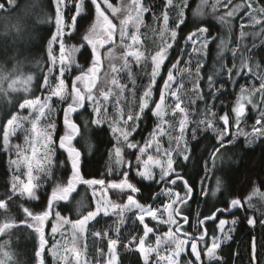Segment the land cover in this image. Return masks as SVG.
<instances>
[{"label":"snow or ice","instance_id":"1","mask_svg":"<svg viewBox=\"0 0 264 264\" xmlns=\"http://www.w3.org/2000/svg\"><path fill=\"white\" fill-rule=\"evenodd\" d=\"M90 4L91 9L95 16V21L91 24L88 31L82 36V43L79 48L73 46V51H79L80 49L88 50V59L89 65L86 67L79 66V74L75 75L72 84H71V102L67 104V108L64 113V124L68 129L67 133L60 138L59 146L67 150L69 157L71 158V164L73 169V178L68 181L66 187H55L51 191L50 198L46 209L41 213H33L28 208H23V212L27 219L22 221V224L26 227H34V230L39 235V251L35 252V257L39 260V264H44V261L41 257V253L44 250V247L47 243L45 240L44 233V222L49 218V216L54 215L57 223H54L51 226V234L53 238L60 231L62 225H71L74 230L72 233V248L65 247V253L59 254L56 251L57 244L59 242H54L52 245V255L54 257L59 255L60 261L62 264H87L86 260H83L81 257L80 251L77 249L75 240L77 235H84L86 232V226L92 220H94L100 214H107L109 211V206L105 204L103 200L97 201L93 210L87 211L82 218L72 221L68 218L62 217L61 214L56 211L53 212L52 204L56 200H68L69 195L72 191L75 190V181L81 179L79 172V158L80 152L72 146V141L75 136L80 134L79 126L69 118V114L77 111L78 108H83L85 100L90 101L92 104V114L94 118L91 120V123L95 125L100 131L103 129L100 127L105 123L104 117L107 115L108 107L107 102L109 101L110 96L112 95V88L108 87L107 91L103 87L97 88V79L98 73L102 67V50L107 47V50L103 55L109 58L108 68L111 73H118L120 71L128 70L129 76L131 77L130 63L135 64H150L151 71L148 75V83L144 87V90L139 97L137 103V111L129 112L127 114V119L124 120V113L119 108L120 100L116 99L115 103L117 105V110L120 113L121 121L125 127H111V132L117 134V140L120 138L125 142L126 147L129 149H138L140 156L136 157L137 165H143L144 170H137V175L147 179V180H156V175L152 171V168H158L160 170L158 182H163L167 185H176L179 181L183 187L184 194L181 195L180 192L173 191L171 187L165 189L169 197V202L165 203L162 209H154L151 205L144 206L136 201L132 196H128V203L121 208L120 215L123 217L125 211H129L132 208L139 210V215L137 219L143 224V236L137 237L135 235L131 236L129 239V245L135 244L137 250L142 254L144 264H150V257L152 254H155L156 264H160V261H165V264H181V258L183 257V264H212L213 260L218 259L217 253L221 246L220 239L213 235L210 237V243L206 240L208 236L207 228L203 227L205 221L207 220H216L218 214L221 213H230L233 209H239L244 207V203L240 198H232L228 203L227 208H217L215 212L208 217L203 219H198L197 230L200 232V235H194L188 232H181L182 225L178 222L183 220L184 224L188 223V217L182 215V205H186L188 199L190 198L193 189L188 184V181L184 179V176L177 170L181 164L189 161L191 157V149L188 146L187 140L185 139V130L186 127L191 123L189 120L190 113L186 111L184 107H181L182 100L181 97L177 94V90L173 88V84L176 82L173 75V70L176 69L179 60L176 63L172 64V67L166 73V79L162 80V86L157 87V78L160 76L161 71L163 70L165 61L169 58V50L173 47L178 32L174 29H169V16L168 8H177V17L173 21L176 29H179L181 25L185 24L187 17L185 16V11L190 10L188 0H182L180 5L173 3V0H166V8L162 14V21L164 28L160 32L161 41L156 46V49L153 53H149L148 56H145L143 52L139 50V47H136L139 41V36L136 34L139 32L140 25L143 23L142 15L147 9L144 7L141 0H131L127 5V17L124 20L120 21L119 28V37L120 44L115 45V35L117 33V25L113 23L112 19L109 18V13H119L121 12L120 7H116L110 3V0H87ZM207 3V0H201V4L197 6V10L194 15H201L200 9L204 4ZM222 0H215V3L212 5L213 12L216 11L217 6L221 5ZM7 7L5 4L0 3V23H3L7 28L11 25V28L14 29V35L17 38H22L25 29L22 18L19 16H13L15 9L18 7L17 0H6ZM231 6V10L225 12L224 15L218 17L219 21L228 25L229 30L231 29V24L229 23L230 19L234 15L243 10L247 16L248 21L250 22L247 26L255 27L260 26L261 32L257 35L264 34V5H260L258 0H244L243 3H236L233 5L232 0H223V8L228 9ZM63 7H67L65 0H55V24L57 27V33L52 37V41H57L58 37H63V28H62V16L61 11ZM85 9V0H72V11L73 15L70 17L73 25V30H75L77 18L84 20L89 19L83 15ZM134 14V15H133ZM15 20V23L12 21ZM129 21H134L136 32L129 34L128 25ZM195 31L188 33L185 43L191 41L193 44V52L198 56L203 55L204 51L207 49L210 43L215 42L218 38L213 36L210 32V28L207 21L197 23L191 21ZM246 25L242 21L241 30H240V40L242 41L246 33L244 32V27ZM165 32L169 35V40L163 39ZM197 37H202L199 41V49H197ZM125 40L130 41V43H125ZM171 41V42H169ZM221 46V51L227 47L226 41L224 39L219 40ZM255 46V45H254ZM51 42L49 43V55L51 54ZM119 47L123 51L121 52V58L123 63L120 67H116L111 62V57L113 56V48ZM135 49V50H133ZM234 58L239 55L240 62L239 65L233 64L232 67L226 68V74L230 80H233L234 77H242L246 72H253V67L249 66V58L245 57L243 53L240 52L239 47L232 48L230 50ZM131 57V60L129 59ZM72 63L74 61L69 60L64 54V44L60 43V58H59V67L57 68V59L56 57H51V67L48 69L49 75H52L53 71H58L59 76H53L55 83L50 81L49 75H46L42 78L41 87L48 90L50 95L44 100L43 103L40 102L39 98L36 99H26L21 98V100H16L14 108L17 110L30 109L29 117L33 116L34 118L29 121V117H22L18 114V111H11L5 117V123L0 127V134H2V145L5 149H8L10 146V137L14 136L16 131L21 127L22 121H27L31 123L33 131L36 130L37 125L41 118L45 115V107L48 104V101L52 97H59L61 100H65L66 97L63 95L66 85L63 79L65 72L70 70ZM204 67V60H196V77L197 79L193 81V86L197 93V100H204L205 97L202 94L199 83L201 79H204L200 75L201 69ZM256 69H259V64L254 66ZM34 77L32 75L24 76L20 71V65L17 64L12 70H6L2 64H0V104L3 105H13L12 94L18 91H23L24 93L30 92V84L33 81ZM78 83L82 87H78ZM112 85H116L118 88V95H123L125 86L119 85L115 77L111 81ZM135 82L133 81V84ZM22 85V89L18 87ZM178 87H183L182 84ZM207 87L209 89V94L212 92L220 91V88L216 87V81L213 78V75H207ZM83 89V90H82ZM96 90L95 93L93 90ZM154 89L156 90L154 92ZM258 94L261 103L253 102V95ZM133 96L135 94L133 93ZM99 97V98H98ZM155 97V98H154ZM171 98L174 101V106L172 109V115L175 116L177 113L180 114L181 119L179 120V136L176 138V148L173 150H166L161 153L158 136L164 135V128L167 124V121L164 120L166 100ZM104 101V103H101ZM192 104L196 103V100L191 101ZM264 104V76H261V83L259 87L256 88H245L244 86L240 87V95L237 97L235 106L230 109L229 112H225L223 115L216 117L215 113H210L209 115L212 118L218 119L223 122V130L218 129L213 124V119L205 118L196 122V127L192 129L191 136L192 139H196L197 131L200 130V125H203V131L211 129L217 134V139L219 141V147H214L213 151L209 157L215 166L217 160V154L220 153L221 149L225 148L229 144H234L236 139L239 136H255L257 138L264 137V107L261 106ZM250 105L253 109L258 110L259 115L255 123L252 125L251 133L244 132L240 129L241 121L245 118L247 106ZM152 113L155 117L158 118V123L156 127L148 134L149 138L144 142L143 146L132 142L129 140L132 132H135L138 128V122L143 118L145 111ZM230 113L232 114L231 119L234 121L237 127V134L234 135L231 139H227L228 136V126L230 123ZM132 122L131 131H126L128 122ZM115 123V122H114ZM50 129H54L55 125H50ZM46 140L51 143L52 138L50 135L46 136ZM184 141L183 144L180 142ZM251 143V141H249ZM155 147V151L162 155L163 159L148 155L146 160H142L141 157L149 150ZM16 150L19 153L20 146L16 145ZM173 152L180 158V163L173 158ZM115 154L117 157V164L126 163L121 157L120 148L115 149ZM32 160H29L27 156L24 157L25 162L27 163V182L20 181V177H14L13 183L9 192L4 193V198L0 199V210H3L5 213L8 211L9 202L12 201L13 197H26L27 199H38L36 196V189L39 187L38 183H33L34 180H39V176L33 175L34 166L39 170V172H45V168L42 166V161L36 159L35 149L32 150ZM34 161V163H33ZM12 164L16 165L17 168L20 167L18 161H11ZM49 166L51 161H48ZM123 179L119 182L113 180L110 182V187L119 190L130 189L133 192H138L139 189L136 188L128 180V171L125 170L122 173ZM86 184L93 185H105L104 180H89L83 181ZM222 186V181L218 177L216 179V189L213 191L212 195H215L216 192L220 191ZM257 190L254 189L255 193ZM203 195H207V192H202ZM249 201L247 207L251 208L252 204L250 203L251 197H246ZM112 209L120 207L119 205H111ZM158 212H166L167 218L160 219V223L169 225V230L167 233L162 236L155 235L156 230L152 227H149L145 221V216H150L152 219H157ZM32 221L34 223H29ZM122 222V220H121ZM231 223L235 226L237 221L233 219L232 221H227L225 219H219L217 230L224 234V239H231L230 233L232 229H228V233H225V225ZM247 223L250 226H255L257 223L256 217H247ZM259 223L261 226H264V219H260ZM173 226L175 231H173ZM17 227L14 221L11 218L6 217L5 220L0 223V235L6 234L10 229ZM152 234L154 240L152 243H148L146 246V241L149 238V235ZM96 237H102V233H94ZM103 235H106L103 234ZM183 236L184 238H180ZM164 241L165 245H170L171 250L165 249L166 254L161 255V241ZM117 239H109L108 248H109V258L106 261V264H115L113 259L114 248L118 244ZM128 247V245H125ZM251 256L250 259L252 264H256L257 261V251H256V238L253 237L250 243ZM189 253L191 258L189 259ZM101 255L103 252L101 250ZM0 264H21L20 260L17 258L15 252L11 250L10 241L5 240L0 244Z\"/></svg>","mask_w":264,"mask_h":264},{"label":"trees","instance_id":"2","mask_svg":"<svg viewBox=\"0 0 264 264\" xmlns=\"http://www.w3.org/2000/svg\"><path fill=\"white\" fill-rule=\"evenodd\" d=\"M29 0H17V4L21 5ZM51 3L54 0H50ZM68 4L67 15L68 21H71L70 17L74 14L72 11V0H65ZM118 2L119 0H112ZM0 3L6 4V0H0ZM146 5L153 9L155 12H161L166 4V0H145ZM197 0L190 1V10L186 11V22L181 25L178 30L176 45L173 48L167 64H171L177 61L182 56H186L187 51L183 50L184 42L189 32L195 31V28L191 21L197 23L207 21L210 32L213 36L218 39L211 43L206 54V64L201 69V73L204 77L200 83V89L205 99L197 103L196 111L194 110L191 115V123H189L186 134L188 141L190 142L191 157L189 161L181 164L177 169L188 181V184L193 189L190 198L186 205H182V215L188 217V223L184 224L183 220H180L182 225L181 232H188L199 236L200 232L197 230L198 219L211 216L217 208H227L228 201L232 198H240L244 207L239 209H233L230 213L218 214L216 220H207L203 227L207 228L208 236L206 240L210 243V237L213 235L218 237L221 241V246L218 250V259L213 260L212 264H252L250 259L251 249L250 243L252 238H256V251L257 261L256 264H264V226L259 223L260 219H264V137H254L251 143H249L248 137L239 136L234 144H229L225 148L221 149L215 166L209 159L213 148L219 147V141L217 134L211 129L203 131V125H200V130L197 131L196 139L193 140L191 136L192 129L196 127V122L203 120L206 117L213 119L218 129L223 130L224 125L222 121L212 118L209 114L215 113L216 117L223 115L225 112H229L236 102L237 94L239 93L240 87L244 85H250L261 81V76H253L250 73L244 74L239 77L235 83L230 80L226 74V68L232 67L233 62L239 63V56L233 57L230 48H235L238 45V39L240 38V23L239 19L233 18L232 33H228L227 38L228 47L225 48L222 54L217 56V50H214V44L218 46L220 36L226 32L225 28L222 27L221 21H219V12H211L209 6L205 12V16L202 18H196L193 15V8ZM260 5H264V0H258ZM91 6L85 0V9L83 15L90 17L87 20L77 18L75 30L66 35V42L69 45L80 46L82 43V36L88 31L91 24L95 21V16L90 11ZM152 10L147 13L146 18L149 21L151 19ZM216 15V16H215ZM232 19V20H233ZM54 30V27H53ZM52 30V31H53ZM222 30V32H221ZM225 32V33H224ZM52 32L50 33V35ZM50 35L47 38V45L49 43ZM254 44L260 41V37L253 39ZM229 42V43H228ZM46 45V46H47ZM253 45V43H252ZM187 46V45H186ZM250 46V45H249ZM249 46L241 45V53L245 57H250L249 65L253 61H256L260 70H264V42L261 41L260 45L249 50ZM221 47V46H220ZM248 47V49H247ZM216 54V55H215ZM217 56V57H216ZM79 62L82 66L87 67L89 65L88 50L82 49L79 53ZM228 63V64H227ZM45 67V65H44ZM48 68V66H47ZM255 70V69H253ZM214 75L216 81V87L220 88L218 92H212L209 94L207 87V75ZM39 79V83L42 81ZM254 78L255 82H251L250 79ZM72 83V80L69 79ZM260 84V83H257ZM203 107V108H202ZM202 108V109H201ZM64 111L59 110L58 121H57V133L56 138L59 140L62 134L65 132L63 128L64 124ZM231 115V113H230ZM256 111H250L245 118L241 121L240 129L247 130L248 132L252 129V125L258 118ZM94 118L92 110L89 105H84L80 111L71 115V119L75 122L80 129V134L75 136L72 141L74 146L80 152L79 158V172L81 179L76 180L75 190L69 195L68 200H59L53 202V212L58 211L61 215L69 217L71 220L80 219L89 210L94 209L93 197L90 193V184H86L83 181L89 180H104L105 185L109 187L110 195L113 201L123 203L126 202L128 196L134 195L142 204H150L160 197L162 191L167 187H172L178 191L184 193L183 187L179 181L176 185H167L163 182L147 181L140 178L133 166H128V180L136 188L138 192H133L130 189L119 190L110 187V182L113 179L118 178L115 175H108L106 170V163L108 161L111 148L114 145V137L111 129L104 125L100 126L103 131H100L95 125L91 123ZM152 115L147 111L146 118L141 121V124L134 135V139L142 142L149 131L152 129L151 124ZM237 134V127L234 123L231 124L228 132L227 139H231ZM133 155V152H131ZM133 158V156H132ZM10 159L11 154L8 150L0 145V199L4 198V193L9 192L12 184L11 170H10ZM177 163H180V158L177 157ZM220 178L222 186L220 191L212 195L216 189V179ZM73 178V169L71 164V158L66 149L61 148L58 144V152L56 155L55 165L53 166L52 178H50L46 190L39 192L38 199L27 200L22 197H13L12 201L9 202L8 211L5 213L0 210V215L11 218L15 222L17 227L10 229L11 232L0 235V244L5 240L10 241L11 250L16 253L17 258L21 264H39V260L35 257V252L39 251V235L35 232L33 227H26L22 224L27 217L23 212V208H28L33 213L43 212L48 204L50 191L53 185L59 187H66L69 180ZM256 189L258 196L251 197L253 190ZM202 192H207V195H203ZM246 197H251L250 203L252 207H247ZM256 217V225L250 226L247 223V217ZM219 219H225L231 221L235 219L237 223L234 228L231 226V232L225 231L230 234L231 239H224V234L217 230ZM54 215L49 218L44 224L45 240L47 241L44 250L41 253V257L44 264H54V258L52 253V245L56 241V236L53 238L51 234V226L53 225ZM114 221L111 216H99L91 224L90 228L93 232L105 233L109 230V227ZM149 226H152L156 232L163 233L168 230L166 224L155 222L154 220L146 219ZM125 235L123 238L129 239L131 236L137 234L142 235L143 226L133 215L127 218V222L124 225ZM112 231V228H110ZM151 239L154 240L153 235ZM124 245V244H123ZM120 244V264H144L141 254L137 250H126L124 246ZM133 245H135L133 243ZM189 259L191 258L189 253H186ZM183 262V257H182ZM153 264V263H150ZM207 264V262H206Z\"/></svg>","mask_w":264,"mask_h":264},{"label":"rangeland","instance_id":"3","mask_svg":"<svg viewBox=\"0 0 264 264\" xmlns=\"http://www.w3.org/2000/svg\"><path fill=\"white\" fill-rule=\"evenodd\" d=\"M190 1L189 6H190ZM66 2V1H65ZM131 2V0H119L117 3L113 2L110 0V3L113 4L116 7L121 8V12L119 13H109V18L112 19L113 23L117 25V33L115 35V45L120 44V37H119V28H120V21L126 19L127 17V5ZM143 3L144 7L147 9L142 15V20L143 23L140 25L139 32L136 33L139 36V41L136 45V47H139V50L144 53L145 56H148L149 53H153L156 49V46L160 43L161 41V36L160 32L164 28L163 21H162V14L165 11L166 4L164 5L163 10L159 12L153 11V9H150L146 3L145 0H141ZM244 0H232L233 5L236 3H243ZM173 3L176 5H180L182 3V0H173ZM215 3V0H207V3L202 6L200 9L201 15H194L196 18H202L205 16V12L207 10V6H209V10L213 12L212 5ZM4 4V3H3ZM67 4V2H66ZM201 4V0H197V3L195 4L193 8V13L196 12L197 6ZM18 7L15 9L14 13L12 14L14 17L19 16L22 18L23 24H24V29L25 33L22 38H17L13 33L14 29L11 28V25H9L7 28L3 23H0V64L4 66L6 70H12L14 67L17 66V64L20 65V71L24 76L27 75H32L34 77L33 81L30 84V92L24 93L22 90L15 92L12 94V100H13V105H3L0 104V127L3 126L5 123V117L8 115L9 112L11 111H18V114L22 117H29V112L31 111L30 109H24V110H17L14 108V104L16 100H21V98H26V99H36L37 97L39 98L40 102L43 103L44 100L50 95L49 91L42 88V81L39 83V79H41L42 74L43 77L46 75H49L48 69L52 66L51 65V57H56L57 59V68L59 67V58H60V43L62 42L64 44V54L65 56L71 60L74 61L75 63H72L70 70L65 72V75L63 77L65 81V91L63 95L66 97L65 100H61L59 97H52L49 101L47 106L45 107V115L41 118L39 121L37 128L35 131H33L31 123L27 121H22L21 127L16 131L14 136L10 137V146L8 149L9 153L11 154V159H10V170H11V178H12V183L14 180V177L19 176L20 181L27 182V163L24 160V157L27 156L29 160H32V150L35 149L36 152V159L42 161V166L45 168L47 175L45 172H39V170L34 166L33 168V175L39 176V180H34L33 183H38L39 187L35 190L36 191V196L38 197L39 192L43 191L44 189L46 190L50 178H52V171H53V166L55 165L56 161V155L58 152V144L60 143V139L58 140L56 138V133H57V121H58V114L59 110L64 111L67 108V104L71 102V84L69 82V79L73 81L75 75L79 74L80 68L77 67V65L82 66L79 62V53L81 52L82 49L79 51L74 52L73 46H76L79 48L77 45H69L66 42V35L71 34L73 30V25L72 21H68V15H67V7H63L61 11V16H62V28H63V37L62 40L61 38L58 37L57 41H52V37L56 35L57 33V27L55 24V0L53 3H51L50 0H29L28 2L24 4H17ZM5 7H7V4H5ZM149 10L153 11L151 13V19L149 21L146 18L147 13ZM231 10V6H229L228 9L223 8V0L221 5L217 6V9L215 13L219 12V16L224 15L226 11ZM177 8H168V16H169V24L168 28L169 29H174L178 32V30L175 27V24L173 23L174 20H176L177 17ZM187 11V10H186ZM186 11H185V16H186ZM134 15V14H133ZM216 16V15H215ZM239 19V27L241 30V23L242 21L246 25L244 27V32L246 35L244 36L243 40L241 41L240 38L238 39V45L235 46L239 47L241 51V45L243 46H249V50H253L257 48L261 41L264 42V34L257 35V33L261 32V27L260 26H255V27H250L247 26L250 22L247 19L246 14L244 13L243 10L237 12L234 17H232L229 21L231 24V29L229 30V27L227 24L222 23V27L225 28V34L220 36V39H224L225 41H228V33H232L234 30L233 28V23L234 19L237 18ZM264 19V17H261ZM233 19V20H232ZM12 23H15V20L12 21ZM54 27V30H53ZM53 30V31H52ZM128 31L129 34H133L136 32L135 30V23L134 21H129L128 25ZM52 34L50 35V33ZM222 32V30H221ZM50 35L49 43L51 42V54L49 55V43H47V38ZM257 37H260V41L256 44L253 39H256ZM163 39L169 40V35L167 32H165ZM202 39V37H197V49H199V41ZM177 40V37H176ZM186 41V40H185ZM171 42V41H169ZM125 43H130V41L125 40ZM229 43V42H228ZM253 43V45H252ZM211 44V43H210ZM208 45L207 49L204 51L203 55L198 56L196 53L193 52V44L191 41L185 43L183 46V50H186V56H184V59L182 56H180L177 60H179V63L177 64V67L175 70H173V75L175 77V83L173 84V88L177 90V94L181 97L182 104L181 107H184L186 111L190 113L189 120L191 119V115L193 111L197 107V103L201 100H197V93L196 90L193 86V81L197 79L196 77V60L197 59H203L204 60V66L206 64V54L208 53V48L210 46ZM227 44V42H226ZM47 45V46H46ZM176 45V41L173 45V47L169 50V58L167 61H165L163 70L161 71L160 76L157 78V87L162 86V80L166 79V73L167 71L172 67V64H167V62L170 59V56L172 54L173 48ZM187 45V46H186ZM255 45V46H254ZM108 46H105V49L102 50V67L100 69V72L98 73V79H97V88L103 87L105 91H107L108 87L112 88V95L109 98V101L107 102V115L104 117L105 123L101 126H108L110 129L111 127H125L123 122L121 121L120 118V113L117 110V105L115 103L116 99L120 100L119 108L122 110L124 113L123 119H127V114L129 112H135L137 111V103L139 100V97L141 96L144 87L148 83V73L151 71V65L150 64H135V63H130V69H131V77L129 76L128 70L120 71L118 73H111L110 69L108 68L109 64V58L105 57L103 53L107 50ZM228 47V44H227ZM226 47V48H227ZM225 49V48H224ZM232 48H230L231 50ZM248 49V47H247ZM135 50V49H133ZM214 50H217V56L220 57L222 54L221 52V47L216 44H214ZM123 50L120 49L119 47H114L113 48V56L110 58L111 62L113 65L116 67H120V65L123 63L122 58H121V52ZM216 55V54H215ZM216 56V57H217ZM239 56V55H238ZM131 60V57L129 58ZM240 59V58H239ZM250 61V57H249ZM176 63V62H174ZM235 62H233L234 64ZM228 64V63H227ZM239 65V63H235ZM258 64L256 61H253L250 67H253V72H250L251 75L255 76H264V70L261 71L260 68L256 69L254 66ZM45 65V67H44ZM48 66V68H47ZM228 66L227 68H229ZM86 70V67H85ZM249 74V72H246V74ZM200 75L203 77L202 73L200 72ZM244 75V74H243ZM53 76L58 77L59 73L58 71H53L52 75H49L50 81L55 83L53 80ZM113 77L116 78L117 83L119 85H124V91L123 95H118V88L116 85H112L111 81ZM214 78V75H213ZM239 77H234L233 83L237 81ZM133 81L135 82L133 84ZM202 79L200 80L201 83ZM251 82H255L254 78L251 77L250 79ZM199 83V86H200ZM257 83H261L257 82ZM257 83H252L249 86L244 85L245 88H252L255 86L256 88L259 87V84ZM182 84L183 87H178V85ZM78 87H82L80 83L77 85ZM22 89V85H18ZM83 90V89H82ZM95 93V89L93 90ZM156 90L154 89V92ZM133 93L135 96H133ZM240 95V90L239 93L237 94V97ZM236 97V100H237ZM99 98V97H98ZM155 98V97H154ZM196 100L195 104H192L191 101ZM22 102V100H21ZM253 102L254 103H261L259 95L254 94L253 95ZM101 103H104V101H101ZM84 105H89L90 109L92 110V104L90 101L85 100ZM174 106V101L169 98L166 100V105H165V111L166 115L164 117V120L167 121V124L165 125L164 128V135L158 136L159 140V146L161 153H163L166 150H173L176 148V143L175 140L179 136V120L181 119V116L179 113H177L175 116L172 115V109ZM235 106V104H234ZM262 107H264V104H261ZM203 108V107H202ZM201 108V109H202ZM81 108H78L77 111L72 112L69 114V118L71 119V115L80 111ZM256 111L258 114V110L253 109L250 105L247 106V111L246 115L250 113V111ZM196 111V110H195ZM146 113L147 110L145 111V114L143 118L138 122L139 126L141 124V121L146 118ZM35 113H33V116L29 117V121L34 118ZM152 119H151V124H152V129L149 131L152 132V130L156 127L158 121V118L155 117L152 113ZM245 115V116H246ZM232 114L230 115V123L228 126V132L230 130V126L234 121L231 119ZM64 118V115H63ZM72 120V119H71ZM115 122V123H114ZM214 126L217 128L216 124L213 122ZM235 124V123H234ZM50 125H55L54 129H50ZM138 126V128H139ZM236 126V125H235ZM188 127V126H187ZM186 127V129H187ZM65 129V132L62 134L63 136L67 133L68 129L66 126L63 127ZM132 128V122H128L127 127L125 128L126 131H131ZM136 129V131L138 130ZM135 132H132L131 136L129 137V140L132 142H135L139 144L140 146L144 145V142L148 140L149 136L148 134L146 137L143 139L142 142H139L138 140L134 139ZM244 132H248L247 130H243ZM252 129L248 132L251 133ZM113 134V133H112ZM50 135L52 138V142L49 143L46 140V136ZM61 136V137H63ZM117 134H113L114 137V145L111 148L110 155L108 158V161L106 163V170L107 174L112 176H118V178L113 179L117 182L119 180L123 179L122 173L123 171L127 170L126 168L128 166H133L136 173L137 170L143 171V165H137L136 162V157L140 156V152L138 149H129L126 147L125 142H123V139L120 138V140H117ZM252 141L255 136H245ZM185 139L187 140L188 146L190 148V142L188 141V136L186 134L185 130ZM181 144L184 143V141L180 142ZM2 144V134H0V145ZM16 145L20 146V151L19 153L16 150ZM120 148L121 150V157L123 160L126 162L124 164H117V157L115 154V149ZM131 152H133V155H131ZM148 155H152L154 157H158L163 159L162 155L158 154L155 151V147L152 149H149L142 157V160H146ZM219 153L217 154V156ZM133 156V158H132ZM177 155L175 152H173V158L176 160ZM51 161V165L49 166L48 161ZM11 161H18L20 164V167L17 168L16 165L12 164ZM34 163V161H33ZM152 171L156 175V180L158 182L159 178V173L160 170L158 168H152ZM140 177V176H139ZM142 178V177H140ZM144 179V178H142ZM111 180V181H113ZM147 180V179H145ZM147 181H154V180H147ZM161 182H158V184ZM75 186H76V181H75ZM90 193L93 197V202H94V207L97 201L103 200L105 204L109 206V211L107 214H100L98 215L95 219H97L99 216H111L114 218V221H111L110 223L113 224V227L110 226L109 230H107L105 233L106 235H103L105 233H102V237H96L94 235L95 232H93L90 228V224L95 220H92L88 223L86 226V232L84 235H77L75 244L77 249L81 253V257L83 260H86L87 264H106V261L109 258V248H108V243L109 239H117L119 242L114 248V254H113V259L115 260V264H120V244L128 245V247H125L124 249L130 251L136 248V245H129V239L123 238L125 235V229L124 225L127 222V218L130 215H133L135 219H137L139 213V210L132 208L129 211H125L123 213V217L121 218L120 211L121 208L128 203V198L126 202L119 203L113 201L110 195L109 187L106 185H93L90 184ZM57 187V185H53V188ZM52 188V189H53ZM168 188V187H167ZM172 188V187H171ZM166 189V188H165ZM165 189L162 191L160 197H158L154 202L150 204H142L139 202V200L136 198L134 195L132 196L136 201H138L140 204L144 206H149L151 205L154 209H162L163 205L165 203L169 202V197L167 195V192ZM173 191L180 192L175 188H172ZM52 191V190H51ZM50 191V195H51ZM181 195L184 193L180 192ZM49 195V198H50ZM258 196V192L256 191L255 193L253 192L251 194V197ZM23 199H27L26 197H22ZM31 200V199H27ZM36 200V199H34ZM59 200L53 201L57 202ZM247 203L249 201L247 200ZM111 205H119L120 207L116 208L115 210L112 209ZM2 211V210H1ZM1 213V212H0ZM62 217H65L61 215ZM49 216V218H51ZM5 216L0 215V223H2L5 220ZM48 218V219H49ZM70 219L69 217H65ZM82 218V217H81ZM150 218V216H145V221L144 223H147L146 219ZM167 218V213L166 212H158L157 213V219H152L155 222L160 223V219H166ZM47 219V220H48ZM46 220V221H47ZM71 220V219H70ZM122 220V222H121ZM138 220V219H137ZM45 221V222H46ZM76 221V220H72ZM139 221V220H138ZM232 221V220H231ZM44 222V224H45ZM180 223V220L178 221ZM29 223H34L32 221H29ZM57 223V220L54 216L53 224ZM140 223V221H139ZM163 224V223H162ZM143 226V224H141ZM167 225V224H166ZM149 226V225H148ZM168 230H169V225ZM231 223L225 225V231H228V229H231ZM152 227V226H149ZM34 228V227H33ZM112 228V231L110 230ZM153 228V227H152ZM165 231L163 233H155L157 236H162L163 234L168 232ZM173 231H175V227L173 226ZM73 229L71 225H62L60 227V231L56 234V241L59 242L56 247V251L59 254H67L65 253V247L67 248H72V233ZM8 232H11L10 230ZM137 236V234H135ZM143 236L139 235V237ZM152 234L149 235L148 240L146 241V246L148 243H152L153 240L151 239ZM220 234H218L217 237H219ZM180 238H184L181 236ZM168 249L169 251L171 250L170 245H165L164 241H161V255H165L166 251L165 249ZM101 250L103 252V255H101ZM141 254V253H140ZM186 255V253H185ZM142 257V254H141ZM54 264H62V261L59 259V255L54 257ZM143 258V257H142ZM182 259V258H181ZM150 263L156 264L155 260V254H152L150 257ZM160 264H165V261L161 260ZM181 264H183L181 260Z\"/></svg>","mask_w":264,"mask_h":264}]
</instances>
